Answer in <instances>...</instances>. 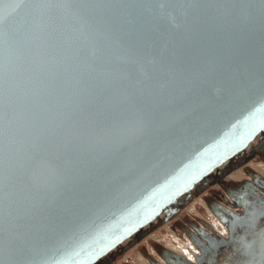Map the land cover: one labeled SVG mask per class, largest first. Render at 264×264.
Here are the masks:
<instances>
[{"label": "water", "instance_id": "95a60500", "mask_svg": "<svg viewBox=\"0 0 264 264\" xmlns=\"http://www.w3.org/2000/svg\"><path fill=\"white\" fill-rule=\"evenodd\" d=\"M257 3L29 0L0 25V149L31 264H109L240 167L242 211L213 209L228 236L194 225L195 261L160 256L264 264V177L246 168L264 150Z\"/></svg>", "mask_w": 264, "mask_h": 264}, {"label": "rangeland", "instance_id": "374dc122", "mask_svg": "<svg viewBox=\"0 0 264 264\" xmlns=\"http://www.w3.org/2000/svg\"><path fill=\"white\" fill-rule=\"evenodd\" d=\"M246 168L252 169L264 177V162L260 157L251 160ZM228 179L231 180V184L235 186L247 179L250 180V177L245 172V167H240L231 171L226 177V180ZM216 189H220L225 193L224 188L218 183L210 186L188 203L179 215L171 221L164 223L156 230L151 231L136 246L125 249L109 264H150L148 255H152L154 258L162 261L160 251L168 250L166 246L167 242H177L173 234L184 242V244L191 241L188 235L185 236V233L178 226L180 224L189 226L187 221L198 222L202 226L204 225L216 229V221L215 218H213L212 210L207 201V198L213 197V192ZM179 232H182L181 236Z\"/></svg>", "mask_w": 264, "mask_h": 264}, {"label": "snow or ice", "instance_id": "6c2138e0", "mask_svg": "<svg viewBox=\"0 0 264 264\" xmlns=\"http://www.w3.org/2000/svg\"><path fill=\"white\" fill-rule=\"evenodd\" d=\"M28 3L29 0H0V25L7 23L11 17L16 15ZM255 6L264 10V0H258ZM261 126L264 127V122H262ZM240 143L242 144L243 140ZM236 147H239V145H236ZM36 166L41 168L50 167L47 160L37 161ZM32 182L34 187H38L34 179ZM8 183L9 177L5 174V161L2 149H0V264H18V257L25 258L24 264H31V261L27 260L26 257L35 255V248L22 233L13 231V226L10 224V207L13 193L7 190Z\"/></svg>", "mask_w": 264, "mask_h": 264}, {"label": "flooded vegetation", "instance_id": "af4514ba", "mask_svg": "<svg viewBox=\"0 0 264 264\" xmlns=\"http://www.w3.org/2000/svg\"><path fill=\"white\" fill-rule=\"evenodd\" d=\"M258 146H259V144L256 146L257 151H258L257 155L259 154L260 158L264 162V150L258 149ZM226 181L227 182L224 185H221L224 188L225 193H224V191H222L220 189H216L213 192V197L207 198V201H208V204H209V207H210L211 210H213L215 208H218L220 205L225 206L222 210H224L226 217L227 218H232L231 212L234 213V214H239L242 210L239 207H235L234 206L235 203H233L230 200L228 192H237L238 188H240L243 184H245V182L248 181V179L245 180L244 182L238 183V185H235V186H233L231 184V180L228 179ZM259 184H261L262 186L264 185V183H261V182ZM251 186L258 187V188L260 187V186H258V183H255V182ZM231 202L233 203V205H231ZM187 222H188L189 226L184 225V224L183 225L180 224L178 226L185 233V236L188 235L189 239L191 240V242L193 244H194L193 238L197 239V238H199L201 236V234H199L194 229V225H199V227L202 229L201 233L204 236L209 237V238L210 237H217V234L221 235L223 237H227L228 233H229L226 225H224V224H222L223 229L219 230V229H215V228L212 229V228L204 226V225L202 226L198 222H192V221H187ZM222 231H224V232H222ZM179 235L181 236L182 232H179ZM160 253H161V251H160ZM198 253H199V251H198ZM198 253H195V254H198ZM148 259L150 260V264H159V263L160 264H166L165 261L163 260V258H162V261H161L160 259L154 258L152 255H148ZM156 261L159 262V263H157ZM191 261H195V260H191Z\"/></svg>", "mask_w": 264, "mask_h": 264}, {"label": "bare ground", "instance_id": "6f19581e", "mask_svg": "<svg viewBox=\"0 0 264 264\" xmlns=\"http://www.w3.org/2000/svg\"><path fill=\"white\" fill-rule=\"evenodd\" d=\"M212 214L214 216L213 218H215V221H216V223H215L216 229H219V230L223 229L222 223L215 216V213L213 212V210H212ZM222 232H224V231H222ZM173 237L176 239L177 242L176 243H174L173 241L167 242L166 246H167L168 250L172 253L177 254V255L184 256L187 259L195 260V253H198V249H196L194 244L191 241L186 242V244H184V242H182L180 239H178L174 234H173Z\"/></svg>", "mask_w": 264, "mask_h": 264}]
</instances>
